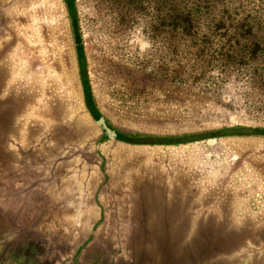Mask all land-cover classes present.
<instances>
[{
	"label": "rangeland",
	"instance_id": "rangeland-1",
	"mask_svg": "<svg viewBox=\"0 0 264 264\" xmlns=\"http://www.w3.org/2000/svg\"><path fill=\"white\" fill-rule=\"evenodd\" d=\"M76 7L116 132L264 130V0ZM79 73L64 0H0V264H264V136L110 140Z\"/></svg>",
	"mask_w": 264,
	"mask_h": 264
},
{
	"label": "trees",
	"instance_id": "trees-1",
	"mask_svg": "<svg viewBox=\"0 0 264 264\" xmlns=\"http://www.w3.org/2000/svg\"><path fill=\"white\" fill-rule=\"evenodd\" d=\"M64 3L67 8L68 16L71 23L73 37L76 43L77 57L79 62L80 69V80L83 85L84 99L86 107L92 117L98 120L101 116L95 99L92 93L91 84L89 80V75L86 66V58L84 54L83 42L81 39V31L79 25V17L76 7V0H64ZM192 19L184 21L183 25L185 28H190ZM249 27V26H248ZM250 28H252L250 26ZM251 30V29H250ZM249 30V33L252 34V31ZM254 43L253 41H249ZM250 136H264V130L260 129H249L244 127H235L232 129L222 130L217 133H210L205 135H182L179 137H154L149 135H140V134H123L117 132V140L131 144V145H180L187 144L195 141L210 140L214 138H223V137H250Z\"/></svg>",
	"mask_w": 264,
	"mask_h": 264
},
{
	"label": "water",
	"instance_id": "water-1",
	"mask_svg": "<svg viewBox=\"0 0 264 264\" xmlns=\"http://www.w3.org/2000/svg\"><path fill=\"white\" fill-rule=\"evenodd\" d=\"M95 123L110 140L117 139V132L108 124L104 117H100Z\"/></svg>",
	"mask_w": 264,
	"mask_h": 264
},
{
	"label": "flooded vegetation",
	"instance_id": "flooded-vegetation-1",
	"mask_svg": "<svg viewBox=\"0 0 264 264\" xmlns=\"http://www.w3.org/2000/svg\"><path fill=\"white\" fill-rule=\"evenodd\" d=\"M1 256H4V258L7 260L8 259V254H6V253H2L1 255H0V258H1Z\"/></svg>",
	"mask_w": 264,
	"mask_h": 264
},
{
	"label": "crops",
	"instance_id": "crops-1",
	"mask_svg": "<svg viewBox=\"0 0 264 264\" xmlns=\"http://www.w3.org/2000/svg\"><path fill=\"white\" fill-rule=\"evenodd\" d=\"M150 185V184H149Z\"/></svg>",
	"mask_w": 264,
	"mask_h": 264
}]
</instances>
